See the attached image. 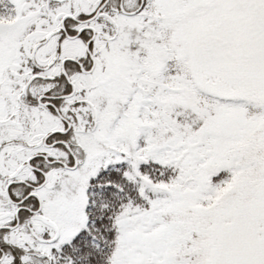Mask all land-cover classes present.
<instances>
[{
  "label": "snow or ice",
  "instance_id": "1",
  "mask_svg": "<svg viewBox=\"0 0 264 264\" xmlns=\"http://www.w3.org/2000/svg\"><path fill=\"white\" fill-rule=\"evenodd\" d=\"M0 264H264V0H0Z\"/></svg>",
  "mask_w": 264,
  "mask_h": 264
}]
</instances>
